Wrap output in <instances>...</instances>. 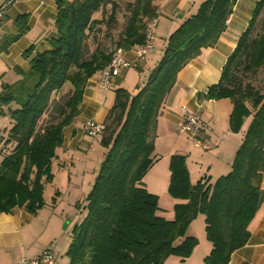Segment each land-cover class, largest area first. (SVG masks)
Wrapping results in <instances>:
<instances>
[{
    "label": "trees",
    "instance_id": "obj_1",
    "mask_svg": "<svg viewBox=\"0 0 264 264\" xmlns=\"http://www.w3.org/2000/svg\"><path fill=\"white\" fill-rule=\"evenodd\" d=\"M157 1L128 3L125 27L114 49L97 47L87 55V39L98 26L106 24L108 30L117 23L118 1L55 0L56 36L49 40L50 47L35 55L32 47L24 51L29 69L16 68L21 78L1 87L0 106L8 107L12 122L0 132V213L16 207L36 213L44 207V184L54 179L52 163L63 143V129L79 115L87 82L107 67L116 48L130 50L144 42L148 23L157 17ZM235 1L204 0L169 35L144 87L133 96L124 89L115 91V103L100 132L107 152L86 196L85 216L72 230L68 264H164L170 256L183 261L198 243L187 231L200 214L212 244L203 264H229L231 254L248 242L249 224L262 201L264 173V91L253 84L257 74H264V0L252 10L219 81L197 95L231 101L232 132H239L252 115L231 171L213 184L204 178L192 185L185 157L173 155L168 194L178 202L171 219L142 183L155 161L157 118L165 97L178 73L202 49L217 43ZM27 18L24 14L15 19L18 33L6 46L25 33ZM8 146L11 149L4 151Z\"/></svg>",
    "mask_w": 264,
    "mask_h": 264
},
{
    "label": "crops",
    "instance_id": "obj_2",
    "mask_svg": "<svg viewBox=\"0 0 264 264\" xmlns=\"http://www.w3.org/2000/svg\"><path fill=\"white\" fill-rule=\"evenodd\" d=\"M203 1L158 0L155 3L158 10L154 50L141 61L136 60L133 49L124 50L125 58L133 61L134 64L123 69L121 74L113 79L110 90L106 92L100 89L101 72L96 73L87 82L79 106L80 113L72 124L63 129V143L56 150V158L52 165L56 163L58 167L74 169L75 158V160H82L80 167H84L81 171H87L85 166L89 159L88 154L96 147L99 150V156L96 159L99 165L97 168L93 167V173L99 170L107 152V148L101 144L103 133L95 137L85 134L84 123L91 120L104 124L109 110L115 103L117 89H124L133 96L144 87L141 83L144 77L152 73L157 66L169 35L183 21L194 15ZM258 1H235L225 32L221 34L213 47L202 49L201 53L178 73L175 85L161 105L154 141L155 161L143 177L142 183L149 193L158 197L162 214L168 219H171L173 214H168L165 209H169L178 202L168 194L170 160L173 155L185 157L192 185L204 178L208 179L209 184H213L219 177L231 171L235 153L243 141L252 115L244 119L239 132H232L229 128L231 101L227 98L199 99L197 95L206 93L208 87L219 81L222 67L234 50L237 39L247 28L252 10ZM11 3L12 0H0V7L5 8L0 21V92L2 85H12L21 78L16 68L23 71L29 69V63L23 57L24 51L32 47V55L40 53L50 47L49 40L56 36L55 0H15ZM24 14L28 15L29 31L6 46L9 38L18 33L15 19ZM132 68L136 70L133 71ZM129 75L134 76L132 90L123 86ZM147 81L144 83L146 84ZM182 106H187L190 110L199 113L206 125L201 147H196L181 130ZM7 110L8 107L0 106V132L8 129L12 122L7 115ZM97 144L101 146V149L96 146ZM94 174L92 178L86 179V186L81 183L83 188L77 191L80 195L77 196L76 202L86 205V196L94 184ZM261 193V204L249 224L248 242L231 254L229 264H264V173H262ZM83 209L85 216L86 210ZM69 223H65L62 211L59 212L57 205L54 204L45 203L44 207L36 213H30L18 207L9 213H0V264H17L22 257L35 259L46 249L54 250L55 264H68L67 251L72 233L70 232L67 238L65 235ZM192 223L193 221L189 226H192ZM197 241V245L188 258L181 261L176 256H170L164 264H203V259L212 249V244L206 238L205 226L204 234ZM196 252L198 259L192 263V257Z\"/></svg>",
    "mask_w": 264,
    "mask_h": 264
},
{
    "label": "rangeland",
    "instance_id": "obj_3",
    "mask_svg": "<svg viewBox=\"0 0 264 264\" xmlns=\"http://www.w3.org/2000/svg\"><path fill=\"white\" fill-rule=\"evenodd\" d=\"M119 3V9L117 10L116 14V20L117 23L111 28L108 29L105 25L98 26L96 32H94L93 35L89 36L87 39V55L93 53V51L98 47L102 50H112L115 47V44L117 43L121 32L123 31L125 27V22L128 16V3L133 2L134 0H116ZM107 13H110V5L106 7ZM99 17L101 14L98 15ZM27 30L25 31V34L29 31V26L27 23ZM100 29V30H99ZM33 33V31L31 32ZM133 71H135V68H132ZM151 73H148V76L144 77V81L141 83L142 86H144V82L148 80ZM264 74L261 72L257 74L255 77L253 84L260 88L262 91H264ZM133 81L134 76H127L125 79L124 87L126 89L132 90L133 88ZM110 90V89H109ZM112 94H114L113 91H111ZM103 125V124H102ZM6 133L3 134L5 136ZM2 145H0L1 147ZM101 149V146L96 145ZM11 149L10 146L4 147V151H9ZM85 155V154H84ZM89 159L87 162V165L85 166L87 171H81L83 170L81 166L82 160H75L74 158V169L73 167L63 168L58 167L55 164L52 165V173L54 175V180L51 183L44 184V201L47 204H54L57 205L59 212L62 211L64 221L65 223L70 222L67 225L66 228V235L65 238L69 237L70 232L72 233L73 228L78 225L82 219L84 218V209L85 205H82L81 203L76 202V198L78 195H80L78 190H81L83 187L81 186V183L86 184V179L92 178L93 176V167H98L99 163L96 161L97 157L99 156V150L98 148L93 149L91 152H89ZM82 157H85L82 155ZM99 159V158H98ZM85 165V164H84ZM95 169V168H94ZM99 169V168H98ZM76 170V171H75ZM99 170L95 172L94 174V182L96 180V177L98 176ZM86 177V178H85ZM86 186V185H85ZM91 190V189H90ZM89 190V192H90ZM88 192V193H89ZM88 195V194H87ZM170 196V195H169ZM171 197V196H170ZM86 210V209H85ZM167 210L168 214L174 216L173 206L169 207ZM66 226V224H64ZM204 217L202 215L197 216L192 223V226H189V235L196 237V239H201L202 234H204ZM187 234V235H188ZM71 240V237H69ZM198 259L197 252L192 257V263Z\"/></svg>",
    "mask_w": 264,
    "mask_h": 264
},
{
    "label": "built area",
    "instance_id": "obj_4",
    "mask_svg": "<svg viewBox=\"0 0 264 264\" xmlns=\"http://www.w3.org/2000/svg\"><path fill=\"white\" fill-rule=\"evenodd\" d=\"M5 13V8L0 7V21ZM157 21L152 19L146 28L145 38L142 44L133 48L135 58L138 61L145 59L154 50L155 29ZM134 62L125 58L124 50L116 48L112 54L109 64L101 71L100 89L108 91L111 88L114 78L121 74L123 69L133 66ZM183 121L181 130L187 134L196 147H201V140L206 130V125L199 113L190 110L187 106H182ZM103 130L102 123L88 120L83 125L85 134L95 137ZM17 264H55V253L52 249H46L35 259L21 258Z\"/></svg>",
    "mask_w": 264,
    "mask_h": 264
},
{
    "label": "water",
    "instance_id": "obj_5",
    "mask_svg": "<svg viewBox=\"0 0 264 264\" xmlns=\"http://www.w3.org/2000/svg\"><path fill=\"white\" fill-rule=\"evenodd\" d=\"M14 1H15V0H12V3H13ZM12 3H11V4H12Z\"/></svg>",
    "mask_w": 264,
    "mask_h": 264
}]
</instances>
